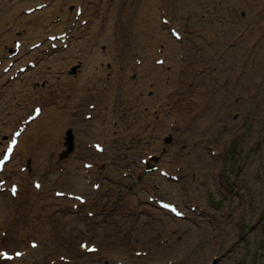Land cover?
Returning <instances> with one entry per match:
<instances>
[{
  "label": "rangeland",
  "instance_id": "rangeland-1",
  "mask_svg": "<svg viewBox=\"0 0 264 264\" xmlns=\"http://www.w3.org/2000/svg\"><path fill=\"white\" fill-rule=\"evenodd\" d=\"M35 1L50 0H0V154L35 105L62 132L47 118L41 127L34 123L28 139L45 137L43 156L27 155L29 148L20 147L8 164L3 178L7 184L16 181L21 193L18 198L0 193L6 206L0 207V248L27 249L24 264L48 263L54 257L51 248L31 250L29 239L62 250L76 249L82 240L105 244L99 254H76L75 264H102L109 252L117 253L122 264H264V63L255 50L263 44L264 57V0H184V14L179 0H51L47 12L33 19L23 13L10 19L19 11L16 7ZM77 6L84 9L79 19ZM252 12L260 20L247 21ZM122 15L124 23L117 20ZM100 20L113 31L116 52L98 33ZM171 28L183 39L176 40ZM70 30L57 49L47 42L48 34ZM15 39L25 44L17 65L6 72L3 65H10L7 56ZM36 42L41 45L32 48ZM33 59L37 65L32 71L14 75ZM246 70L248 83L242 81ZM117 72L123 84L116 92L127 87L128 101L117 103L108 92ZM161 89L174 94H164L161 102ZM206 102L212 119L205 121L211 127L208 136H196L193 109ZM105 111L113 117L102 124L104 130L89 133L93 124L99 128ZM89 112L91 121L85 119ZM69 129L75 148L62 157ZM94 141L106 147L104 154L94 152ZM141 158L148 163L142 165ZM85 161L96 163L90 183L84 178ZM22 165L29 166L27 171H21ZM154 166L155 171L146 170ZM68 167L78 182L59 180L68 176ZM161 169L178 180L162 176ZM34 180H43L41 190L34 188ZM93 181L100 183L99 191L92 189ZM55 190L90 198L76 212L74 202L55 196ZM150 195L177 204L185 217L146 203ZM86 210L99 214L88 218ZM137 251L142 255L135 257Z\"/></svg>",
  "mask_w": 264,
  "mask_h": 264
},
{
  "label": "bare ground",
  "instance_id": "bare-ground-1",
  "mask_svg": "<svg viewBox=\"0 0 264 264\" xmlns=\"http://www.w3.org/2000/svg\"><path fill=\"white\" fill-rule=\"evenodd\" d=\"M184 0H179V2H177V4L179 5V7L180 8H182V13L184 14V13H186V11H185V9H184ZM233 1V0H232ZM246 1V3L248 2V0H243V2H245ZM263 1V0H262ZM262 1H260V2H258V4H260ZM20 3V2H19ZM41 4V3H40ZM20 6V5H19ZM18 6V7H19ZM27 8V7H26ZM25 8V9H26ZM46 9L47 8H43L42 10H40V11H35V12H33L32 14H30V15H27V16H29V17H31L32 19L34 18V16L35 15H38L39 13L40 14H43V13H45V12H47L46 11ZM50 9H52V10H54L55 9V7H54V5H52L51 7H50ZM257 17V15H256V12H252L251 13V15L249 16V18L247 19V21L248 20H252V21H257V20H260V17H257V19L255 20V18ZM107 19H114V18H107ZM117 20H119L120 22H122L123 21V23L125 22V20H126V16H121V18H117ZM61 22V21H60ZM246 22V21H245ZM244 22V23H245ZM97 27H98V33L99 34H102V38H104V40H106L107 42H109L113 47H114V42H113V36H114V33H113V31H111L108 27L109 26H107V25H103V21L102 20H100V21H98V23H97ZM245 28H247L248 29V27H245ZM245 28H244V32H243V35H244V39H245V37L247 36V34H246V32H245ZM34 31V30H33ZM58 33H61V31L60 32H58ZM28 34H30V31H28V33H27V36H28ZM53 34V33H52ZM242 35V36H243ZM122 38H124L123 36H121L120 35V37H119V39H122ZM244 39H242L241 40V43L242 42H244ZM257 43H258V41H257ZM257 43H256V45H257ZM14 44V43H13ZM22 45H24L23 43H22ZM262 45L263 44H261L260 45V43H259V46H256V48H255V50L257 49V52H258V54H259V58H260V60H262V62L264 63V57L262 56V54H261V50H262ZM22 50H23V48H20V53L22 52ZM146 51H148V49L146 50ZM152 51V50H151ZM114 52H116V49H115V47H114ZM172 57H173V54L171 55ZM8 59V58H7ZM248 58H246L245 59V61H244V63H246V60H247ZM59 63H62V62H59ZM142 65H144V63L142 62ZM259 65H261V63L259 62ZM64 66V65H63ZM63 66H62V68H63ZM181 67V66H180ZM180 67H179V70L178 71H181V69H180ZM38 67L36 66L35 67V69H37ZM28 70H30V71H32V69L31 68H27V71ZM87 70L88 69H86V73H87ZM26 71V72H27ZM25 72V73H26ZM175 73H177V71H176V67H174V72L172 73V74H174L175 75ZM93 76V73H92V75H91V77ZM249 76H250V72L249 71H247L246 70V75L243 77V75H242V81H247V83L249 82ZM90 77V78H91ZM170 78H171V76H170ZM259 77H256L255 79H254V84L255 85H258L259 83H261V81H259ZM171 80V79H170ZM172 80H174V81H178L179 80V78H172ZM245 83V82H244ZM77 84V82H75L74 83V85H76ZM123 84V81H122V77H121V75L117 72L116 74H115V78H114V81H113V87L111 88V89H109L108 90V92H109V94L111 95V97H113V99H114V101L115 102H117L118 103V100H125V101H128V97H127V91H128V88L127 87H125V88H122L121 90H120V92H116L117 91V89L120 87V85H122ZM264 84V81H263V83H262V85ZM162 90V89H161ZM201 90H204L205 92L207 91L205 88H202ZM242 91H244V90H242ZM207 93V92H206ZM164 94L166 95L165 97L167 98V97H171V96H173V94H174V92H170L169 93V91H167L166 93H165V91L164 90H162V98L160 99V101L162 102V99H163V96H164ZM132 96L135 98L136 96H135V93H132ZM206 100L207 101H209L210 100V98H209V96H207L206 97ZM162 104V103H161ZM96 109V106H95V108L93 109V110H95ZM193 109V108H192ZM191 109V110H192ZM180 110V109H179ZM194 110V116H193V118L194 117H196V118H198V120H197V128H198V132H199V135L197 134L196 136H201V135H206V136H208V129H210V127H211V123H209V122H206L205 120H206V118L205 117H207V119H212V112H211V104H210V102L209 103H207L206 102V106L204 105L203 107H197V108H194L193 109ZM169 113H176V111H174V110H171ZM95 114V112L94 111H92V115H94ZM104 119H103V121L106 123V122H108V120L111 118V117H113V116H109L108 115V111H105L104 112ZM190 114V111H188V115ZM116 116V115H115ZM180 117L182 118V120H183V123H186V126L188 127V122H187V119H184L183 117H182V115H180ZM209 117V118H208ZM44 118H47L48 119V121L50 122V119H49V114L46 112V111H43L42 110V112L39 114V116H37L36 117V119H35V121L34 122H32V123H29V125L26 127V130H24L22 133H21V135H20V137H19V141H18V143H17V145H16V147H15V150H14V152H13V154H12V157H11V160H10V162H12V159H13V156L15 155V153L18 151V149H20V147H23V149H25V152L27 151V148H29V151H28V154L27 155H32V154H34V155H36L35 157H37V156H43V153L42 152H44V149H45V147L47 146L46 145V140H45V137H41V138H36L35 139V141H29V139H28V136H29V133H28V130H29V128H30V126L31 125H33L34 123H36V125H38V126H42V122H47V121H42ZM117 118L118 119H120V114L119 115H117ZM103 122V123H104ZM209 123V124H208ZM53 125V129L54 130H58L59 132H62V129L61 128H59L58 126H55L54 125V122L53 121H51L50 123H49V125ZM103 129V128H102ZM56 133L55 134H58V132L57 131H55ZM69 133H71V138H73V130L72 129H69V131H68ZM92 133L94 134V135H99V133L97 132V130L96 131H92ZM60 135H61V133H59ZM10 136H11V134H10ZM65 140L66 141H70V137L68 136V135H66L65 136ZM24 141H26V144L24 143ZM34 145V147H31V146H33ZM71 145H75V143H74V141H71ZM68 149H70L68 146H66V148L63 150V153L62 154H65V153H67V151H68ZM71 150V149H70ZM104 152H105V150H104ZM9 162V163H10ZM69 163V162H68ZM6 166V165H5ZM94 167V166H93ZM5 168V167H4ZM92 168H90V169H88V171H92L91 170ZM67 175L68 176H65V177H63V178H60L59 180H61V181H64V180H67V181H69L70 183H76V182H78L77 180H79L78 178H76V177H74L73 176V174L69 171V167L67 168ZM44 186V184L42 185V187ZM41 187V188H42ZM101 188V186L99 187V189ZM87 202V201H86ZM88 204V203H87ZM0 207L1 208H6V206H5V203H4V201H2V200H0ZM163 212H165L166 214H168V212H166V211H164V210H162ZM44 215H47V212L46 213H44ZM63 237L64 238H66L67 237V235H66V232L64 233V235H63ZM7 238H8V236H7ZM28 251L26 252V254H23L20 258H18V259H16V260H18V261H23L24 259H25V257H27L28 256Z\"/></svg>",
  "mask_w": 264,
  "mask_h": 264
},
{
  "label": "snow or ice",
  "instance_id": "snow-or-ice-1",
  "mask_svg": "<svg viewBox=\"0 0 264 264\" xmlns=\"http://www.w3.org/2000/svg\"><path fill=\"white\" fill-rule=\"evenodd\" d=\"M8 152L11 153V148L8 149ZM5 159H7V157H5ZM13 192L15 193V189H13Z\"/></svg>",
  "mask_w": 264,
  "mask_h": 264
}]
</instances>
